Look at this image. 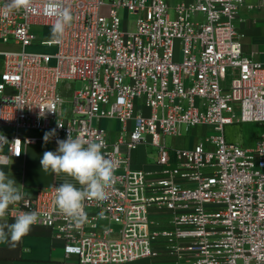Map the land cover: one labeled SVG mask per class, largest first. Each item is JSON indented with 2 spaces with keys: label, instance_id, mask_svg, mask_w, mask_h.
Listing matches in <instances>:
<instances>
[{
  "label": "built area",
  "instance_id": "built-area-1",
  "mask_svg": "<svg viewBox=\"0 0 264 264\" xmlns=\"http://www.w3.org/2000/svg\"><path fill=\"white\" fill-rule=\"evenodd\" d=\"M42 3L0 15V44L18 46L0 48V165L44 130L54 141L102 140L119 166L107 199L85 201L79 227L57 212L58 185L23 187L6 219L37 212L33 226H47L79 264H264V128L252 146L226 132L264 126V62L245 51L240 26L243 9L262 11L264 0H178L174 16L170 0H63L74 20L60 40L34 28L52 23ZM120 8L138 14L135 29L122 27ZM68 80L84 85L60 89ZM198 125L212 132L192 146L167 142ZM148 143L153 168L134 157Z\"/></svg>",
  "mask_w": 264,
  "mask_h": 264
},
{
  "label": "clouds",
  "instance_id": "clouds-1",
  "mask_svg": "<svg viewBox=\"0 0 264 264\" xmlns=\"http://www.w3.org/2000/svg\"><path fill=\"white\" fill-rule=\"evenodd\" d=\"M34 4L35 0H4L0 15L6 17L21 10L31 12ZM42 8L52 20V38L60 40L74 20L71 9L64 6L63 0H43ZM49 136V133H45V141ZM6 142L7 139L0 136V146ZM57 144L55 152H44L40 161L42 171L70 178L55 188L53 203L57 212L67 218L70 226L79 227L87 220L85 201L107 199L115 182L119 161L102 151L105 147L102 140L86 141L80 137L73 138L69 133L66 140H57ZM26 197L27 193L22 191L21 185L18 186L14 179L0 170V243H12L14 246L38 222L35 211L19 212L12 223L6 220L10 206L24 201Z\"/></svg>",
  "mask_w": 264,
  "mask_h": 264
},
{
  "label": "crops",
  "instance_id": "crops-1",
  "mask_svg": "<svg viewBox=\"0 0 264 264\" xmlns=\"http://www.w3.org/2000/svg\"><path fill=\"white\" fill-rule=\"evenodd\" d=\"M256 1V0H251ZM256 12V11H254ZM253 12L246 9L242 11L243 20L240 23L244 30V25L248 18L252 16ZM249 26L248 25L247 29ZM246 28V27H245ZM250 29V28H249ZM245 31V30H244ZM246 33L244 40V48L247 53H253L255 58L264 62V51L257 45V40H250ZM118 121V120H117ZM119 123V122H118ZM235 125H228L226 128L227 137L231 141H240L252 146L255 144L260 131L264 128L256 122H243L240 126L243 132L244 127L253 129V137L250 140H245L243 134L240 136L232 135ZM48 131H36L33 134L40 136L38 142L28 145L21 158L13 159L9 164L0 165V170L4 171L6 175L14 179L18 186L33 190L38 187L54 186L63 183L66 179L63 174L56 175L54 173H45L42 171L41 159L44 152H55L58 148L57 141L50 138L45 141L44 136ZM50 134V133H49ZM198 141V140H197ZM196 141V142H197ZM195 142V143H196ZM189 144L188 146H192ZM144 146V145H142ZM142 146L135 151L136 165L144 168L155 167L154 163H149L144 158L142 160ZM144 155V154H143ZM76 183L75 181H72ZM77 187L79 185L77 184ZM8 223H12L14 219H6ZM140 260V259H139ZM151 264V261L147 259ZM79 264L76 256L70 258L65 257L63 242L53 237L51 230L47 226L37 225L32 226L30 232L25 235L19 242L13 246L12 243H0V264ZM126 263V262H125ZM125 263H106V264H125Z\"/></svg>",
  "mask_w": 264,
  "mask_h": 264
},
{
  "label": "rangeland",
  "instance_id": "rangeland-1",
  "mask_svg": "<svg viewBox=\"0 0 264 264\" xmlns=\"http://www.w3.org/2000/svg\"><path fill=\"white\" fill-rule=\"evenodd\" d=\"M107 2H109V0H106ZM178 0H170V5H171V15L174 16V11H173V7L175 6L176 2ZM119 15L122 18V27H127L128 29H135V22L138 18V14L134 13V12H128L126 11L124 8H120L119 9ZM126 23V24H125ZM243 25L246 27H244L245 32L247 33V35L249 36L248 38L250 40H257V45L258 47H260V49H263L262 51H264V10L262 11H256L252 13V16L250 18L247 19V21L245 23H243ZM248 25H253L252 27L249 26L247 29ZM35 30L38 32L39 36H43V35H50L51 34V25L45 26L44 28H42V26H35L34 27ZM250 28V29H249ZM0 48L2 49H17L18 46L17 45H13V44H0ZM27 50H33V51H52L51 48H47V47H39V46H29L27 47ZM67 83H71L73 85V87L75 89H80L83 87L84 82L82 80H68L66 82H61L59 85L60 89H65V85ZM63 96H64V107L68 108L70 107V100H71V95L67 92H65V90L63 91ZM101 125L107 129H111V130H116V128H118L119 123L116 119H103L101 122ZM243 123H235L234 125V129L232 131V135H237L240 136L241 133L243 134L245 140H250L253 137V129L252 128H247L244 127L243 132L241 130V125ZM258 125H263L261 123H257ZM4 130L6 129L7 131L10 132H14L13 129H7V128H3ZM36 131H32L31 133H35ZM212 132V127L210 126H206V125H198L196 127H192L190 128L188 131H184L183 135L181 137L178 138H174L172 136H168L167 137V142L169 144H174V145H179V146H188L189 144H193L195 143L197 140H202L206 137V135L210 134ZM237 143L243 144V145H247L246 143H242L240 141H235ZM142 160H144V158L147 160V162L149 163H154L155 159H156V154H157V148L148 143L146 144V146H142ZM144 154V155H143ZM72 264V263H70ZM125 264H150L149 261L147 259H140V260H136V261H131V262H126ZM152 264H158L156 262H152Z\"/></svg>",
  "mask_w": 264,
  "mask_h": 264
}]
</instances>
